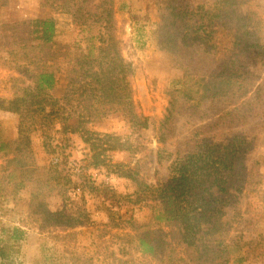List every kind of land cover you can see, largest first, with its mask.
Instances as JSON below:
<instances>
[{"label":"trees","instance_id":"trees-1","mask_svg":"<svg viewBox=\"0 0 264 264\" xmlns=\"http://www.w3.org/2000/svg\"><path fill=\"white\" fill-rule=\"evenodd\" d=\"M165 2L158 39L178 49H192L190 60L214 66L203 78L191 81L193 75L186 72L179 86L169 88L168 105L159 119L137 113L131 87L135 67L123 55L117 38L114 0H78L74 13L63 12V22L57 16L13 22V48L7 58L13 70L12 96L3 107L17 116V135L9 137L0 120V190L11 186L14 200H23L25 193L29 215L45 232L55 226L76 228L92 223L87 198L91 187L89 191L100 196V207L109 217L100 238L110 234L118 249L129 255L127 263L232 264L233 251L246 250V236L236 231V225L242 216L240 196L254 185L257 168L256 162L250 166L247 159L258 137L249 136L240 126L256 109L261 88L254 98L233 108L223 105L217 116L206 110L217 99L233 97L236 83L228 72L231 59L217 55L218 25L229 22L235 28L233 55L253 53L264 60L262 34L251 28L261 14L252 0ZM74 25L99 26L93 35L98 42L95 52H59L57 36ZM199 52L197 60L194 54ZM180 58L177 62L184 67ZM206 99L210 105L202 110ZM185 108L209 120L191 133L183 151H172L168 142L174 122ZM115 113L124 114L136 130L151 127L158 142L155 162L159 167L168 162L166 176L157 170L155 180L140 164L142 158L135 164H110L109 155L99 153L102 159L90 162L94 168L107 166L111 173L131 180L135 185L131 193H119L97 182L87 170L72 171L70 154L58 137L79 133L91 138L96 132L90 125ZM227 122L234 128L224 134ZM119 141L113 139L104 150L123 147ZM37 144L43 149L42 160L37 157ZM52 196L63 201L61 209L50 208ZM140 210L147 214L143 222L135 217ZM7 257L0 245V258L6 262Z\"/></svg>","mask_w":264,"mask_h":264},{"label":"rangeland","instance_id":"rangeland-1","mask_svg":"<svg viewBox=\"0 0 264 264\" xmlns=\"http://www.w3.org/2000/svg\"><path fill=\"white\" fill-rule=\"evenodd\" d=\"M165 1L114 0L118 20L117 38L123 55L135 67L131 87L137 113L157 119L163 117L168 105V89L179 86L183 76L186 77V72L193 75L189 78L191 81L203 78V73L214 66L190 60L189 53H193L192 49H178L177 45L158 39L159 21ZM252 1L257 4L261 18L251 23V28L262 34L264 42V0ZM77 2L78 0H0V120L7 135L13 139L17 135L18 119L3 107L6 99L12 96L10 77L13 70L7 58L8 51L13 48V22L30 18L61 17L63 12L74 13ZM60 20L63 22L65 18L61 17ZM218 26L217 55L231 59L228 60V72L236 81L234 95L215 100L214 106L207 110L211 100L206 99L202 110L216 115L223 105L233 108L234 104L254 98L256 90L261 88L256 109L249 115L247 122L240 126V130L249 136L258 137L257 147L247 159L248 165L256 162L257 168L254 185L244 190L240 196L242 216L236 225V231L246 236L243 239L246 250H234L232 264H264V60L253 53L233 55L235 28L229 22H221ZM99 30V26H71V30L56 38L60 42L59 52H70L72 55L87 54L92 50L95 52L98 42L93 35L98 34ZM179 56L184 67L177 62ZM194 57L198 60L200 52L194 54ZM198 112L202 114L203 111ZM208 118L209 116L191 115V108L180 110L168 142L170 150L183 151L189 145L191 133L207 123ZM228 123L223 126L224 134L230 127L234 128V125L228 126ZM90 127L96 132L91 138L82 137L79 133L58 134L64 149L70 154L68 166L75 173L87 170L94 180L105 182L119 193L133 192L135 185L127 177L111 173L107 166L94 168L89 165L97 158L102 159L98 157L99 153H103L102 156L106 153L109 155L106 161L110 160V164H135L138 158H142L140 164L145 166L151 180L157 177V170L159 175L166 176L168 162L164 167H159L155 162L158 142L151 127L140 130L131 128L122 113L95 121ZM107 138L109 140L106 141ZM115 138L124 146L104 150L110 147ZM37 150V157L42 160L44 153L39 144ZM11 188L0 190V245L8 256L6 262L0 258V264H132L126 262L129 255L118 249L110 234H106L104 240L100 238L109 226V217L105 209L100 207V196L90 192L91 187L87 198L92 223L76 228L55 226L45 232L37 228V223L29 215L28 202L24 200L25 193L22 194L23 200H14ZM48 201L52 210L64 206L58 196L49 197ZM135 217L141 222L145 221L146 211H138ZM14 227H18L19 231H14ZM114 249L116 252L112 253ZM138 255L137 252L134 254ZM240 256L244 258L238 263ZM120 258L124 261H119Z\"/></svg>","mask_w":264,"mask_h":264}]
</instances>
